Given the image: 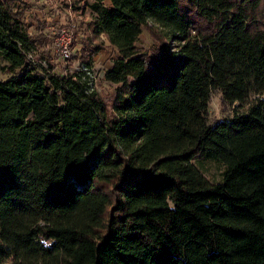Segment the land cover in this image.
Instances as JSON below:
<instances>
[{"label":"trees","instance_id":"obj_1","mask_svg":"<svg viewBox=\"0 0 264 264\" xmlns=\"http://www.w3.org/2000/svg\"><path fill=\"white\" fill-rule=\"evenodd\" d=\"M76 2L61 63L0 0V262L264 264V0ZM101 36L110 107L69 70ZM212 93L246 108L210 120Z\"/></svg>","mask_w":264,"mask_h":264},{"label":"rangeland","instance_id":"obj_2","mask_svg":"<svg viewBox=\"0 0 264 264\" xmlns=\"http://www.w3.org/2000/svg\"><path fill=\"white\" fill-rule=\"evenodd\" d=\"M32 1V0H31ZM64 2H70L72 5V2H74L77 5L76 0H35L32 2V8L31 13L29 10L26 12V23L28 26V31L30 33H36L39 31L40 24H42L44 21V16L49 15V18H51V23L55 27L60 26H68L69 24H74L76 26L79 25L81 21L86 22L89 20V14L85 11V13H82V11H74L73 5L71 8L68 6V4H64ZM59 4L61 5V9L57 10L55 8V5ZM57 6V5H56ZM57 6V8H60ZM55 9L60 12V14H57L55 12ZM35 11H40V13H37ZM53 18V19H52ZM44 24V23H43ZM79 28V27H78ZM45 32V27L42 28V31ZM81 32V31H80ZM78 31V34L76 33V37L78 39L80 38L81 34ZM150 30L149 28H143L142 33L140 35L138 45L141 46L143 49L147 50L149 49L154 43V37L149 34ZM160 35V33H159ZM50 36V35H49ZM103 49H101L97 55L93 57V63L92 68L93 75L95 76L96 82H95V91L100 94V96L103 98L105 103L108 107L111 106L112 98L114 94V85L111 83L106 82L103 80V72L105 69L109 68L111 65L110 63L112 60L116 57V49L113 48L107 40L104 37H100ZM32 59L35 61H39L40 59L38 56H32ZM44 64V62H42ZM45 65V64H44ZM69 70H74V65L70 67ZM8 77V74L0 72V79H6ZM246 108V106H241L238 103H235L234 105H228L222 103L220 99L219 93H212L210 101L208 103V117L210 120H218L221 118H224L226 116H231L235 111L241 112ZM221 166L218 163L215 162H205L202 164L201 170L207 176L209 179L216 181L219 179ZM0 264H13L11 260H7L3 263L0 262Z\"/></svg>","mask_w":264,"mask_h":264},{"label":"built area","instance_id":"obj_3","mask_svg":"<svg viewBox=\"0 0 264 264\" xmlns=\"http://www.w3.org/2000/svg\"><path fill=\"white\" fill-rule=\"evenodd\" d=\"M71 8V3H68ZM50 38L52 40V45L50 47L51 54L56 56L58 61L64 63L66 60L71 59L75 53L77 47L73 45L74 41L78 39L73 31V24L68 26L55 27L53 25L49 26L48 29ZM111 64V63H110ZM75 71H83L87 75L85 84L89 91L95 90V76L93 75V68H86L83 64L76 61L74 63Z\"/></svg>","mask_w":264,"mask_h":264},{"label":"crops","instance_id":"obj_4","mask_svg":"<svg viewBox=\"0 0 264 264\" xmlns=\"http://www.w3.org/2000/svg\"><path fill=\"white\" fill-rule=\"evenodd\" d=\"M33 1H35V0H32V2H33ZM42 1H43V0H42ZM106 3H108V1H106ZM56 5L59 6V4H57V3H56ZM56 5H55V8H56L57 10L61 9V5L59 6L60 8H57ZM31 8H32V7H31ZM31 8H30L29 12L31 11ZM56 9H55V12H56L57 14H60V12L57 11ZM35 12L40 13V11H35ZM30 13H31V12H30ZM82 13H85V12L82 11ZM52 19H53V18H52ZM44 21H46V22H43V21H42V23L45 24V32H47V33L49 34V32H48L49 26L52 25V24H54V23H51V22H50V21H51V18H49V15L44 16ZM86 22H87V21H86Z\"/></svg>","mask_w":264,"mask_h":264}]
</instances>
